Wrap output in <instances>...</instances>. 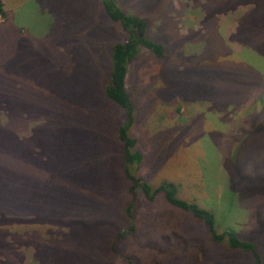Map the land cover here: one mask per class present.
Masks as SVG:
<instances>
[{"label": "rangeland", "instance_id": "1", "mask_svg": "<svg viewBox=\"0 0 264 264\" xmlns=\"http://www.w3.org/2000/svg\"><path fill=\"white\" fill-rule=\"evenodd\" d=\"M116 1L126 14L144 21L147 39L164 41L165 46L162 57L138 46L124 79L135 109L131 136L143 154L139 174L154 186L173 182L183 199L215 212L218 232L232 228L245 239H255L264 259V107L255 109L261 104L259 91L242 101L247 91L244 67L261 65L264 73V56L250 43L246 48L237 32L240 24L248 23L253 37V23L264 26V17L258 20L252 13L258 0ZM0 2V103L31 119L48 110V134L59 110L67 126L78 128L91 96L95 102L106 101L109 47L125 42L130 32L108 17L102 0ZM82 56L94 65L86 70L94 76L95 95H84L78 84L85 71H74L79 68L74 66ZM216 63L220 68L211 66ZM200 66L210 72L202 67L208 79L197 84V76L187 73ZM253 109L259 114L253 116ZM116 111L110 105L100 114L113 124ZM8 119L1 107L0 123ZM101 121H106L104 116ZM37 123L22 120L19 136ZM249 123L251 131L241 134ZM106 135L115 140L112 129ZM52 150L48 137V155ZM115 158L110 157L116 197L125 201L127 185ZM225 209L235 218L229 219ZM134 213L140 234L123 240L114 264H126L127 256L134 264L244 262L239 253L228 257L227 249L212 243L203 221L172 207L163 195L149 202L138 194ZM156 218L165 225L150 232L151 222L158 225ZM46 225L25 218L3 220L0 264H38V237H44L46 228L56 229ZM59 231L63 235L66 230Z\"/></svg>", "mask_w": 264, "mask_h": 264}, {"label": "trees", "instance_id": "2", "mask_svg": "<svg viewBox=\"0 0 264 264\" xmlns=\"http://www.w3.org/2000/svg\"><path fill=\"white\" fill-rule=\"evenodd\" d=\"M102 4L108 17L120 23L130 35L125 42H117L109 47V75L104 84L106 101L95 102L96 97L91 96L83 106L86 113L81 126H67V119L59 110V118L49 124L51 134H48V110L41 112L38 118L31 119L12 112L10 107L0 103L3 104L0 108L4 107L9 117L7 122L0 123V223L3 220L25 218L55 226L57 230L46 228L44 237H38L35 243L40 259L38 264H114L123 240L136 238L140 234L134 213L138 194H142L149 202L163 195L172 207L203 221L212 243L227 249L228 257L232 253H239L243 257L244 262L235 259L233 264H245L246 258L252 260V264H264L255 239H245L232 228L218 232L214 211L205 209L195 200L183 199L173 182L161 181L154 186L139 174L143 154L136 149L137 140L131 136L135 109L124 86V79L128 63L137 54L138 46L162 57L164 41L147 39L144 21L126 14L116 0H102ZM257 4L258 8L252 13L259 20L264 17V0H258ZM1 5L0 2V10ZM253 27L257 29L252 37L248 23L240 24L237 30L239 38L246 48L250 43L255 51L264 56V26L260 27L254 22ZM230 54L232 57L238 56L231 51ZM83 58L78 66H74L79 67L74 71H85L84 79L78 84L81 89L84 88V95H95L94 76L86 70L88 66L93 69L94 65ZM238 58L241 59L240 56ZM211 66L219 65L216 63ZM202 67L210 72L209 67L200 66L195 72L194 68H189L187 73L197 76V84L202 78L208 79ZM258 68L251 64L244 67V87L247 91L242 101L250 93L259 91L261 104L258 102L255 109L260 110L264 107V94L260 95V89H264V73L261 65ZM175 76L173 72L172 77ZM110 105L117 107L120 112L118 117L116 111L117 117L113 124L103 112L100 114L102 108ZM252 113L253 116L259 114L254 109ZM103 116L106 121H101ZM22 120H35L38 123L21 137L19 124ZM248 128L241 134L251 131L253 127L250 123ZM111 129L115 140L106 138V132ZM48 137L49 145L53 148L49 155ZM112 154L116 156L115 160L127 185L125 201L116 197V177L110 161ZM225 210L229 219L235 218L231 209ZM154 220L159 226L151 222L150 232L165 225L161 218ZM64 229L65 233L60 235L59 230ZM262 235H259L260 241H263ZM177 259L170 260L178 262ZM126 264H134V259L127 256ZM213 264L230 262L219 259L218 263L213 260Z\"/></svg>", "mask_w": 264, "mask_h": 264}, {"label": "water", "instance_id": "3", "mask_svg": "<svg viewBox=\"0 0 264 264\" xmlns=\"http://www.w3.org/2000/svg\"><path fill=\"white\" fill-rule=\"evenodd\" d=\"M138 27H140V26L138 25Z\"/></svg>", "mask_w": 264, "mask_h": 264}]
</instances>
